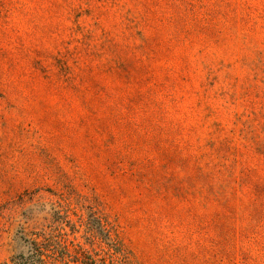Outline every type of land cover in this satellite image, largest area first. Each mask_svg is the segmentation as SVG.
Returning <instances> with one entry per match:
<instances>
[{
  "label": "rangeland",
  "instance_id": "rangeland-1",
  "mask_svg": "<svg viewBox=\"0 0 264 264\" xmlns=\"http://www.w3.org/2000/svg\"><path fill=\"white\" fill-rule=\"evenodd\" d=\"M264 264V0H0V264Z\"/></svg>",
  "mask_w": 264,
  "mask_h": 264
},
{
  "label": "trees",
  "instance_id": "trees-1",
  "mask_svg": "<svg viewBox=\"0 0 264 264\" xmlns=\"http://www.w3.org/2000/svg\"><path fill=\"white\" fill-rule=\"evenodd\" d=\"M30 253L31 259L36 260L37 264H69L68 253L51 237L44 238L42 244L33 243Z\"/></svg>",
  "mask_w": 264,
  "mask_h": 264
}]
</instances>
